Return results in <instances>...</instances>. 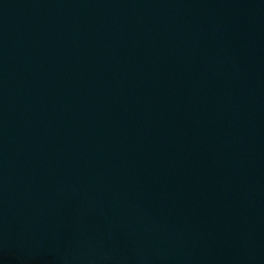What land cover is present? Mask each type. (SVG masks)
Here are the masks:
<instances>
[{"label":"water","instance_id":"1","mask_svg":"<svg viewBox=\"0 0 264 264\" xmlns=\"http://www.w3.org/2000/svg\"><path fill=\"white\" fill-rule=\"evenodd\" d=\"M0 264H264V0H0Z\"/></svg>","mask_w":264,"mask_h":264}]
</instances>
